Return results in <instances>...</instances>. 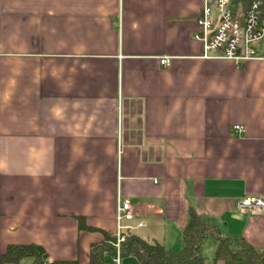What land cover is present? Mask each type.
Listing matches in <instances>:
<instances>
[{"label":"crops","instance_id":"crops-1","mask_svg":"<svg viewBox=\"0 0 264 264\" xmlns=\"http://www.w3.org/2000/svg\"><path fill=\"white\" fill-rule=\"evenodd\" d=\"M202 6L0 0V253L89 264L103 235L78 217L113 233L125 199L131 234L173 253L191 208L264 250V214L238 209L264 195V60L203 58Z\"/></svg>","mask_w":264,"mask_h":264},{"label":"trees","instance_id":"trees-1","mask_svg":"<svg viewBox=\"0 0 264 264\" xmlns=\"http://www.w3.org/2000/svg\"><path fill=\"white\" fill-rule=\"evenodd\" d=\"M264 3V0H261ZM264 9V6H263ZM80 230L99 231L104 239L93 243L88 254L89 264H110L116 256V237L111 231L86 225L83 217H78ZM214 237L217 247L214 263L224 264H264V250L256 249L242 236H221L218 226L209 219L199 216L191 208L188 221L182 233V247L173 253L159 242H149L135 234H129L121 243L122 259L133 256L141 264H205L204 246L208 238ZM24 258H32V264H45L49 255L39 244L9 245L0 253V264H17ZM49 264H79L78 260H54Z\"/></svg>","mask_w":264,"mask_h":264},{"label":"built area","instance_id":"built-area-1","mask_svg":"<svg viewBox=\"0 0 264 264\" xmlns=\"http://www.w3.org/2000/svg\"><path fill=\"white\" fill-rule=\"evenodd\" d=\"M264 3L261 0H203L197 19L199 30L194 39L202 44L205 59H226L239 64L251 60H264V50L258 53L256 46L264 39ZM171 58L161 59L162 65L170 66ZM238 132L244 127L235 125ZM243 212L264 214V195H248L238 202ZM136 219V211L130 200H123L117 206L116 256L110 264H122L121 243L131 234L130 222ZM139 227H146L140 221ZM52 261L48 258L45 264Z\"/></svg>","mask_w":264,"mask_h":264},{"label":"rangeland","instance_id":"rangeland-1","mask_svg":"<svg viewBox=\"0 0 264 264\" xmlns=\"http://www.w3.org/2000/svg\"><path fill=\"white\" fill-rule=\"evenodd\" d=\"M256 50L258 53L262 52L264 50V39L258 43L256 46ZM104 239V237H103ZM214 244L212 238H209L206 242L205 248H204V255L208 256L210 254V250L212 249V245ZM127 264V263H126Z\"/></svg>","mask_w":264,"mask_h":264}]
</instances>
